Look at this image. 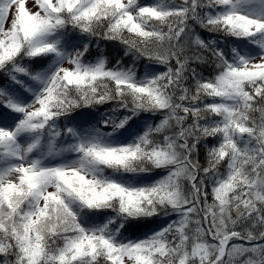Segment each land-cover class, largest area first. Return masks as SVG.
Returning <instances> with one entry per match:
<instances>
[{"label": "snow or ice", "instance_id": "1", "mask_svg": "<svg viewBox=\"0 0 264 264\" xmlns=\"http://www.w3.org/2000/svg\"><path fill=\"white\" fill-rule=\"evenodd\" d=\"M0 78V264H264V0H0Z\"/></svg>", "mask_w": 264, "mask_h": 264}, {"label": "trees", "instance_id": "2", "mask_svg": "<svg viewBox=\"0 0 264 264\" xmlns=\"http://www.w3.org/2000/svg\"><path fill=\"white\" fill-rule=\"evenodd\" d=\"M202 36L207 37L208 33L206 32H202L201 33ZM219 34H217L218 36ZM216 38V37H214ZM230 39V38H229ZM88 43H90V48H89V53L86 55L85 59L86 60H93L98 52H103L105 56L108 57L109 62H110V66L112 63H115V61L117 59H123L124 63L130 64L131 63V58L130 57H125L124 56V47L123 45L119 44V43H115V42H111V41H105L102 39H98V38H91V41L88 40ZM97 44L99 45V47H97ZM147 63V61L145 60H141L137 62V68L139 70L140 73H142L144 71V65ZM205 74H207L208 71H210V69H204ZM3 82V79L0 78V83ZM109 109V106L104 105V106H99L98 108L95 109H79L77 110V113L74 115H78L80 112L84 111V110H91V111H95L97 113H99L101 116H103L105 114V112H107ZM204 150L201 149L200 151V161L203 164L205 162L204 160ZM130 231H136V230H130Z\"/></svg>", "mask_w": 264, "mask_h": 264}, {"label": "rangeland", "instance_id": "3", "mask_svg": "<svg viewBox=\"0 0 264 264\" xmlns=\"http://www.w3.org/2000/svg\"><path fill=\"white\" fill-rule=\"evenodd\" d=\"M84 43H88V40H85ZM82 112H94V113H96L98 116H101L99 113H97V112H95V111H91V110H84V111H82ZM82 112H80V113H82Z\"/></svg>", "mask_w": 264, "mask_h": 264}]
</instances>
